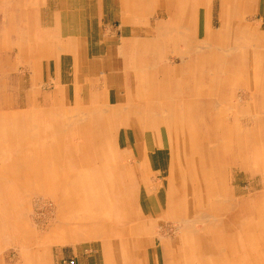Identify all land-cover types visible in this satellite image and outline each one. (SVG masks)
<instances>
[{"label": "bare ground", "instance_id": "bare-ground-1", "mask_svg": "<svg viewBox=\"0 0 264 264\" xmlns=\"http://www.w3.org/2000/svg\"><path fill=\"white\" fill-rule=\"evenodd\" d=\"M209 1L138 0L140 6L148 3L145 7H140L143 11L138 12L142 19L147 17L149 8H155L168 14L170 27L160 24L149 36H144L147 38L132 41L133 49L140 52L134 61H138L140 66L147 65L142 56L148 55L147 48L150 47L153 48L156 67L162 64L166 52L177 56L179 61L169 66L168 74H164V81L156 88L153 80L151 81L152 88L139 96L140 103L130 93L125 104L109 106L107 109V104H100L99 97L94 98V93H90L93 87L84 84L80 86L83 81L79 79L77 70H74L77 80L75 89L80 86V90L74 92L71 107L60 105L63 103L59 98L63 90L57 91L59 97L54 101L55 109L63 112L73 110L77 115L83 108L80 95L85 96L89 102L95 99L92 100L94 104L90 103L86 107L93 116L90 122H96V127L90 123V154H86L81 141L84 136H88L89 131V123L83 115L81 119L64 117L51 133H45V129L33 119L39 113L42 114L40 108L33 107L27 110L29 112L19 114L15 113L14 108L12 110L0 106V234L23 240L25 246L21 249L25 264H49L45 250H37V246L30 247L26 242L38 235L39 228L36 226L34 234L29 233L28 225L25 221H20V216L17 215V210L25 205L19 201L27 200L32 194L47 196L54 201L55 221L50 233L45 236L47 243L57 241L56 243L64 244L100 239L105 257L124 255V249L127 248L125 254L132 261L129 263L135 264L136 255L133 258L129 250L134 247L143 253L151 247L148 240L151 243L152 239L159 237L160 251L153 246L155 263L160 255L163 264H264V125L261 118H256L255 121L251 119L252 113H247L244 118L247 119L246 122L253 121V129L248 136L244 135L245 131H242L243 126L238 120L239 114L230 113L238 102L234 104L233 95L227 99L218 96L224 86L233 85L235 88L240 84L246 87L249 79L255 93L261 95L260 106L264 109V25L256 23L257 21L253 23L249 18L253 16L251 11L255 0H219V27L214 34L209 27H205L209 23L206 15ZM126 9L128 14L131 13V10ZM195 15L198 16L197 23L194 21ZM141 18L133 13V17L127 16L124 21L125 24L142 25ZM64 45L62 51L66 50ZM66 46L67 50L71 49L69 42H66ZM45 52L51 50L46 49ZM40 55L41 49L37 52V56ZM246 56L250 57V70L246 71L243 67V70L235 68L237 72H233L234 58H241L244 63ZM130 67L136 73L145 70L136 69L134 65ZM170 75L175 76L177 81L180 77L190 79L188 96H165L168 88L173 85L168 82L167 76ZM82 88L88 93H83ZM157 89L159 92L152 93ZM179 89L181 93L183 84L180 87L178 81L174 94ZM250 97L253 95L250 94ZM27 101L32 99L29 97ZM223 103H228L229 106H224ZM251 104L255 107V102ZM151 107L152 113L149 110ZM130 113L135 115L139 126L143 128V141H134L138 156L145 158V152L154 148L168 149L172 159L171 168L180 177L177 180L173 175L167 182L165 212L152 209L147 213L140 208L142 193L148 197L150 194L155 195L150 192L155 186L144 188L145 177L141 173L143 167L137 166V160L129 162L122 159L117 149L119 137L116 139L111 130L108 133L104 131V134L98 133L102 126L105 130L106 124L102 123L107 115L119 122L130 121ZM51 116L45 110L40 123L44 121L47 124L48 121L51 126L54 123L50 120ZM20 117L28 120L18 122ZM223 117L225 120H232V123L227 125L223 122L225 133L221 141L214 142L215 137L220 134L219 125ZM99 118L102 120H98ZM118 125L124 129L123 138L128 134V127ZM108 126L114 128L115 125ZM37 127L41 128V132ZM164 135L165 138L176 136V144L188 141L189 151L186 154L194 155L187 157L184 154L183 162L179 161L180 154L163 143L161 136ZM54 137H60V141H56L57 146L49 145L48 140H54ZM73 138L78 140L76 145L72 142ZM43 142L45 144L42 146ZM65 146L68 147L67 154L63 151ZM196 154L206 155L197 160ZM208 154H221L225 164L232 161L235 169L245 172L252 170L259 174L263 185L261 193H250L242 204V199L235 196L234 189L229 190L228 187L230 178L227 172L232 169L231 166L229 169L224 165L218 166ZM135 157L137 156L132 158ZM214 165L219 167L216 183L208 178H212L214 174L211 170ZM183 169H194L195 181L189 180L188 171ZM148 172L149 169L146 177L150 179L151 174L148 175ZM151 181L148 182L153 183ZM204 184L205 187L202 186ZM160 221L168 223L165 225L167 228H156ZM160 233L165 235L164 238ZM168 235L173 238H168ZM210 240H216V250L206 252L207 242ZM36 242L33 241L35 244ZM31 255L34 258L30 260ZM120 257L119 264L128 263L121 258L122 262Z\"/></svg>", "mask_w": 264, "mask_h": 264}, {"label": "rangeland", "instance_id": "rangeland-1", "mask_svg": "<svg viewBox=\"0 0 264 264\" xmlns=\"http://www.w3.org/2000/svg\"><path fill=\"white\" fill-rule=\"evenodd\" d=\"M11 2L14 1L0 0V106H5L12 110L14 108V110L16 111L15 113L19 114L29 112L27 110L32 109L33 107L40 108L42 113L41 115L40 113L39 115L34 117L32 116L33 113H31L30 115L34 120H36L39 126H42V128L45 129V133H51L54 130L55 126H57V123L59 125L64 117H67L68 119H81L85 117V119H87V122L89 123V125L87 126V128L89 129V131L87 132L88 135L91 131L92 124L90 122V119L93 120L92 114L89 110H86V107L94 101L89 102V100L85 99V96L83 95H80L79 98L82 101V106L84 109L82 108V112L78 113V115L76 112H72L73 110L71 111V114L70 111L63 112L58 108L55 109L56 106L54 104V101L57 97H59L57 95V91H59L60 89L63 90L62 94L59 97L61 98V102H63L60 103V105L71 107L73 104V98L75 97L74 92L79 89V87L77 88V90L75 89V85L77 86V80L75 78V72L73 68L74 64L71 60H66L67 58H65L63 62L64 73L62 72L60 77L59 74L57 75L53 70L48 71L46 69L45 63H42L41 65V62L37 61V52L40 49L44 51V47L54 45V42L56 40L65 44H63L65 46L64 48L66 49L64 54V56L66 55L65 57H73V53L76 52V49L80 48L81 44V46H84L87 50H89L90 59L92 57L97 59V65L98 67H100L99 74L101 76V79L95 80L93 79V77H87L83 82L85 83V85H88L89 83L95 85L93 88V96L94 98L99 97L100 104L102 102L103 104H107L106 100L109 99L110 105H120L122 103L121 101L123 99L125 91H129L131 93L136 91H149L152 88L150 85L152 80L153 85L155 86L154 88L158 86V84L156 85L157 75L156 73H154V71L150 72L149 70L145 69L146 71L144 70L136 73L133 70H125L123 68L124 66L126 67V65H134L132 64V61H134V59L140 55V52H138L136 49H133V39L142 40L143 38H147L144 36L150 35L149 33L151 32L152 28L155 27L156 22H162V24L168 25V19L165 16L159 15V13L152 14V11L145 19H142L140 17V14L138 13L140 12V3H138V0H41V12L39 11V9H36L39 6L40 0H32L30 4L31 7L26 6V8L24 7L25 9L23 7L21 9H13L11 7ZM29 2L30 0H26V5H29ZM258 4L256 3L254 7L255 11L257 10ZM261 4L262 6H264V2L262 0L259 5ZM20 5L24 6L23 1L20 2ZM219 6V0H210L208 26L211 31H214V34L217 33L215 31H217L219 27ZM123 7L124 11H122ZM126 8L131 10L130 14H138L137 17L141 18V22H143V24H136V26L134 24H129L128 22L125 24L123 18H127L128 16ZM13 10H15L16 13H14ZM22 11L27 12L23 14ZM69 18H71V20H69ZM249 18L253 20V23L254 21H257L256 23H261L260 25H264V14H253V16ZM66 19L69 23H67ZM200 26L202 27V21L200 23ZM66 42L70 43L71 49L67 50ZM49 47L53 48L52 46ZM147 52H149L148 55L144 54L142 57L144 58V63H147V65H149L150 63H148V61L152 60L151 57L153 54V48H147ZM44 53L46 54L45 51ZM118 53H121L120 57ZM245 58L247 59L244 60V63L242 62L241 58H234L235 62L233 64L234 68L232 71H236L235 68L243 70V67L246 71H249L250 57L246 56ZM121 60H123L125 64ZM171 60L173 63H179L178 60H175L174 58H171ZM151 63L153 64V61ZM152 64L150 65L153 66ZM91 73L94 74V71L92 70ZM239 86L240 88L235 91L234 96L235 101L238 102V105L236 107L232 105L234 108H231L230 113L239 114L238 120L241 124V127L243 126L242 131H245L244 135L246 134L248 136V133H250L253 129V121L246 122L247 119H245L244 117L247 113L248 115L249 113H252L251 117L253 118L251 119L257 121V119L261 118L264 125V109H262L260 106L261 95L254 93L253 98L255 99V101H253V98H248V94L250 95L252 92H249L244 86L240 84ZM230 95L231 92L229 91L228 86H224V88H222V91L219 92L218 96L220 98L225 97V99H227L228 97L230 98ZM104 96L107 97V99H104ZM29 97L32 99V101L30 102L27 101V98ZM254 102L255 107L251 104ZM228 103H224L223 105L229 106ZM235 103L236 102H234V104ZM45 110H47V112L49 111L50 115H52L50 117V120L54 123L51 126L50 124H48V121L47 124L44 121L43 123H40L42 121V115ZM26 119L28 120V118L20 117V120L18 122L21 121V123H23V121ZM129 119H131L132 124L135 125L136 128L134 127V130L137 131L138 137L140 138L139 134H142V131L139 124L137 125V121H135V115H132L130 113ZM222 119L225 120L226 118L223 117ZM98 120H102V118H99ZM114 122L111 123L115 125L114 128H109V123L103 118L102 125L106 124L107 126L105 125V130L102 126L100 128V132L98 133L104 134V131L105 133H108V131L111 130V133L114 134V136L116 135V139L119 137L121 140L124 129H122V127H120L118 124H115ZM222 129L223 132L220 131V134L218 136L219 138L224 135L225 126L220 128V130ZM37 130L41 132V128ZM37 130L35 129V132ZM242 131L241 134H243ZM161 137L163 143L167 145V147H172V150H175L176 154H180L179 161L183 162L185 156L184 154L188 153L189 151L188 141H186L185 143L181 141L176 144L174 143L175 138L177 139L176 136L172 135L170 138H165L164 135ZM69 138L67 139L68 141H70ZM56 141L59 142L60 137H54V140L53 138H51V140H48L49 145L52 146L58 145ZM76 141L78 140H76V138H73L72 142L74 144ZM81 141L84 145L85 151L87 152L86 154H90L92 148V145L90 143L91 136H84ZM44 144L45 143L43 142L41 145L43 146ZM67 148V146L63 147V151L65 154H67L68 152ZM133 148L134 151L132 150ZM124 152L123 154H121L122 159L129 162L137 160V166L143 167L141 173L145 177L143 182L144 188H149V186L151 187V185L155 186L153 191L150 190V192H153L155 195L150 194L151 196L148 197L145 196L144 193H142L143 195H141V200L139 203L140 208H142V210L147 213L151 212L152 209H156L157 212L167 211V206H164L167 191V182L171 178V176L173 177V175L175 179H180V177L176 175L177 172L174 173V170L171 168L172 159L169 150L157 149V151H147L145 152L146 157L142 158L138 156L139 153H137V151L135 150V146L128 140L127 149H125ZM243 154H245V152ZM135 155L137 157L132 158ZM191 155L186 154L187 157ZM205 155L206 154H203L204 157ZM208 155V157L212 159L213 162H216L218 166L224 165V167H227L228 169L231 166L232 169H229L227 172L230 178L228 187L229 190L234 189L233 191H235L236 193L235 196L239 197V199H242V204L245 203V200L243 199L250 195V193L251 195H257L261 193L263 185L261 183V177L259 174L254 173L252 170H250V172H245L244 170L235 169L236 167L232 165L234 164L232 161H227V163L225 164L222 160L221 154ZM203 156H198V154H196L197 160H199V158H202ZM217 165H214V167H212L211 169L214 173L212 174V178L208 176V178L212 179L214 183H216L219 178V171H217L219 167ZM145 166L147 168H145ZM148 169V175L151 174L150 179L152 181L146 177ZM194 169H183L184 171H188L187 176L191 181H195V177H193V173L195 171ZM201 173L203 172L201 171ZM148 181H151L153 183H150ZM177 184L180 185L179 182ZM202 186L205 187L206 185L204 184ZM216 192L217 191H215V193ZM21 199L23 198L21 197ZM19 203L25 205L21 206L19 210H17L19 211L17 215L20 216V221H25V223L28 225L30 230L29 233L34 234L33 230L37 227L39 228V230L37 229L39 231L38 235L35 233V238L31 237L32 241L28 239L30 238L28 237L27 239L30 240V242L27 240L26 242L30 247L37 246V250H45L47 253V261L49 264H119L118 258L120 256V259H125V262L126 260L128 262L121 264H130L129 262H132L129 258V255L125 254L128 251L127 248L124 249V255L117 254L115 255V258L114 256L110 255L105 257L101 248L100 239L80 240L64 244L56 243L57 241H51V243H47V238L45 239V236L50 233L55 221L54 201H52L47 196L32 194L29 195V198L27 200L19 201ZM166 224L168 223H163L160 221L158 227L156 228H167L165 226ZM160 235L161 237L165 236L163 233H160ZM15 236L18 235L16 234ZM167 237L173 238V236L170 235H168ZM33 241H37L36 244L33 243ZM148 244L151 246L148 247V252L147 250H144L143 253H140L138 249L132 247V250H129V252L131 253L130 255L133 258L136 255L135 258L140 264H163L160 255L158 256L159 260H157L156 263L155 261H153L155 260L152 251L153 246L155 245L157 251H160V248L158 247L159 237H157L156 239H152L151 243L148 240ZM24 246L25 243L23 244V240L21 238H16L15 240L14 237L9 238V236H2V234H0V264H25L24 254L22 253L23 249H21L24 248ZM216 246V240H210L207 242V250L205 251L213 252L216 250ZM31 256H29L30 260L31 258H34V255L32 257Z\"/></svg>", "mask_w": 264, "mask_h": 264}, {"label": "crops", "instance_id": "crops-1", "mask_svg": "<svg viewBox=\"0 0 264 264\" xmlns=\"http://www.w3.org/2000/svg\"><path fill=\"white\" fill-rule=\"evenodd\" d=\"M14 2H11V7L13 8V9H21L22 7L24 8H26V6H30V4H31V2H32V0H30V2H29V5H26V0H13ZM23 1V3H24V6H21L20 5V2H22ZM263 2H264V0H262ZM260 2H261V0H255L254 1V4H253V10L251 11V14H264V6H262V4L261 5H259L260 4ZM41 0H40V3H39V6L36 8V9H39V11L41 12L42 11V8H40V6H41ZM256 3L258 4V7H257V10L255 11V5H256ZM209 4H210V1H209ZM146 5H148V3H144V4H142L140 7H145ZM31 7V6H30ZM209 7H210V5H209ZM208 7V9L206 10L207 11V17L209 16V13H210V11H209V8ZM24 8V9H25ZM190 8V7H189ZM189 8H188V10H189ZM219 9H218V16H219V14H220V12H221V7L219 6L218 7ZM124 9V7L122 8V11H124L123 10ZM37 11V10H36ZM140 11H143L142 9L140 10ZM152 11V14L153 13H159V15H162V16H165L167 19H168V21L170 20V18H169V16H168V14L165 12V11H162V10H158V9H155V8H149V11H148V13H147V15L146 16H148L149 14H150V12ZM13 12L14 13H16L15 12V10H13ZM27 11H22V13L24 14V13H26ZM31 12V11H30ZM126 12H127V9H126ZM11 14V13H10ZM139 14H141V13H139ZM197 14H198V11H197ZM135 15H138V14H135ZM128 16H131V17H133V13L132 14H128ZM196 16L197 15H195V19H194V21L198 18V16H197V18H196ZM206 17V18H207ZM219 19V18H218ZM124 20L126 21V18H124ZM196 23H197V20H196ZM160 24H162V22H156L155 23V27H157V26H159ZM135 26H136V24H134ZM163 26H166L167 28H169L170 27V25H169V23H168V25L167 24H162ZM209 25V23H206L205 24V27H209L208 26ZM155 27L154 28H152V30L151 31H153V29H155ZM134 40H137V39H133V41ZM48 44V43H47ZM46 44V45H47ZM49 46H52L53 48H51V47H49ZM48 47H44V51H46V49H47V51L48 50H51V52H46V54H43L44 52H42V50H41V55L38 57V59H37V61H39V62H41V65H42V63L44 64L45 63V66H46V69L48 70V71H51V70H53L57 75L59 74V77L61 76V73L63 72V62H64V60H65V58H67L66 60H71L72 62H73V64H74V70H77V72H78V75L80 76L79 77V79H82V81H84V79L85 78H91V77H93V79H101V76H100V74H99V72H100V67H98V63H97V59H95L94 57H92L91 59H90V52H89V50H87L84 46H81L80 45V48L79 49H76V52L75 53H73V52H71V53H73V60H72V57H65L64 56V54H65V51H62V48H63V44H62V42H58L57 40L54 42V45H49ZM162 49H163V47H162ZM138 52H139V50H138ZM47 53H48V56H47ZM69 53H70V51H69ZM77 53V54H76ZM121 54V53H120ZM120 54L118 53V55H119V57H120ZM68 55V54H67ZM76 55V56H75ZM137 55H139V54H137ZM43 58H45V59H43ZM63 58V59H62ZM71 58V59H70ZM137 58V57H136ZM152 60L151 61H149L148 63H150V64H152L151 62L153 61V66H151L150 64L149 65H145V66H143V65H141L140 66V64H139V62L138 61H133V63H134V67L137 69V68H140V69H142V68H144V69H147V70H149L150 72L151 71H154V73H156V75H157V79H156V84H157V82H158V85H159V83H161V82H163L164 81V79H163V77H165L164 76V74L166 75V74H168V72H169V66L170 65H172V64H175V63H173L172 62V60H171V58H174L175 60H177V56H174L173 54H171L170 52H166V55L164 56V60H163V62H162V64L161 65H158L157 67L155 66L156 65V61L154 60V56H153V54H152ZM77 61V62H76ZM124 64H125V62L123 61V60H121ZM100 62H102V61H100ZM140 62H142V59H141V61ZM179 62V61H178ZM52 65V66H51ZM78 66H79V68H78ZM100 66V65H99ZM166 66H167V69H166ZM52 67H53V69H52ZM153 67V68H152ZM125 70H132V68L130 67V65L129 66H127L126 65V67L124 66L123 67ZM46 70V71H47ZM94 71V74H92L91 73V71ZM233 72H237V71H233ZM55 77V76H54ZM168 77V82H170V84H173L171 87H169L168 88V91H167V94L165 95V96H172V97H174L175 98V96L177 95V96H181L182 95V98L184 97V95H187L188 96V92L190 91V79H188V78H186V77H183V78H181L180 77V79L178 80L179 81V84H180V87H182V84H183V91L180 93V89L179 90H177L178 92H175V94H174V91H175V86H177V84H178V81L177 80H175V76H167ZM220 79H223V77H221ZM80 81V80H79ZM248 82L246 83V89L249 91V92H252L251 94L253 95L254 93H255V88L254 87H251L250 85H251V82L249 81V79L247 80ZM81 82V81H80ZM74 84V83H73ZM82 84H84L85 85V83L83 82H81V84H80V86L82 85ZM238 86L237 87H235V88H233L232 86L233 85H227L228 86V88H229V91L231 92V95H233V96H235V91L236 90H238L239 89V84H237ZM80 86H78L79 88H80ZM94 84H91V83H89L88 84V87H93L94 88ZM91 89L90 90V93L92 94V93H94L93 91H94V89ZM67 89V88H66ZM172 89H173V91H172ZM80 90V89H79ZM93 90V91H92ZM151 90V89H150ZM149 90V91H150ZM167 90V89H166ZM81 91L83 92V93H88L87 92V90H84L83 88L81 89ZM149 91H146V92H149ZM153 92H159V89H157V91L155 90V91H152V93ZM169 92V93H168ZM172 92V93H171ZM131 92H129V91H125L124 92V95H123V99H122V103L120 104V105H123V104H125L126 103V101H127V97H128V95L130 94ZM143 93V91H136V92H133V93H131L133 96H134V98L135 99H138V102L140 103V99H139V96H141V94ZM60 94H61V92H60ZM103 94H104V92H103ZM256 94H258V93H256ZM258 95H260V94H258ZM106 96V95H105ZM187 96H185V97H187ZM248 97L249 98H253L254 97V95H253V97H250V95L248 94ZM105 99H107V97H105ZM253 101H255V99L253 98L252 99ZM92 101V100H91ZM98 101H96V103H97ZM106 102H107V109L109 108V106H111V107H114V106H112V105H110V103H109V99L108 100H106ZM236 103H237V101H235ZM93 103V102H92ZM224 104V103H223ZM222 104V105H223ZM120 105H117V106H120ZM150 112L152 113L153 112V107H151L150 109ZM106 120H107V122L109 123V125L112 123V122H114L115 124L117 123V124H124L126 127H128V134H126V135H124V137L120 140L119 139V145H118V148L117 149H119V153L120 154H123V152H124V150L125 149H127V141L129 140V142H132V144L133 145H135V143H134V141L136 140V143L138 142V143H140V142H142L143 141V128H141V126H140V129H141V131H142V134H139V136H140V138L138 137V133H137V131H135L134 130V127H135V125H133L132 124V121L130 120V121H119V122H116V120L112 117V116H108L107 115V118H106ZM135 121H138L137 119L135 120ZM223 122L224 123H226L227 125H230L231 123H232V120H220V128L221 127H224L223 126ZM133 123H134V121H133ZM93 126L94 127H96V122L95 121H93ZM137 125H138V122H137ZM111 126H112V124H111ZM136 128V127H135ZM221 132H223V129L222 130H220ZM217 136H218V134H217ZM223 137V136H222ZM221 138H219V137H216V139L214 140V142H218V141H221L220 140ZM157 149L158 148H154V149H152V150H156L157 151ZM160 149H165V148H159L158 150H160ZM133 151H134V148L132 149ZM131 150V151H132ZM136 150V149H135ZM152 150H149V151H152ZM137 151V150H136ZM125 153V152H124ZM138 153V152H137ZM153 251V250H152ZM147 252H148V250H147ZM140 253H142V251L140 252ZM154 256V255H153ZM135 264H140L139 262H137V260H136V263Z\"/></svg>", "mask_w": 264, "mask_h": 264}]
</instances>
